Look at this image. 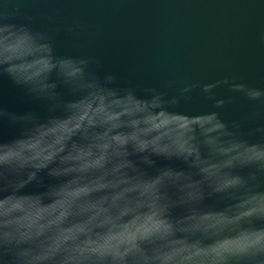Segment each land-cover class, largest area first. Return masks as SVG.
Returning a JSON list of instances; mask_svg holds the SVG:
<instances>
[{"label": "water", "instance_id": "1", "mask_svg": "<svg viewBox=\"0 0 264 264\" xmlns=\"http://www.w3.org/2000/svg\"><path fill=\"white\" fill-rule=\"evenodd\" d=\"M0 158L38 264H255L264 0H0Z\"/></svg>", "mask_w": 264, "mask_h": 264}, {"label": "clouds", "instance_id": "2", "mask_svg": "<svg viewBox=\"0 0 264 264\" xmlns=\"http://www.w3.org/2000/svg\"><path fill=\"white\" fill-rule=\"evenodd\" d=\"M3 162L0 158V164ZM16 207L18 205L13 204L11 208H6L5 202L0 201V252H8L6 257L0 255V264H38L41 260L49 259L51 253L40 246L31 244L28 232L21 231L15 221L4 219ZM78 253L79 258L87 261L88 264H94L98 258L97 253L101 257L109 254L99 247L78 250ZM248 257L252 258L255 264H264V244L254 245ZM115 259L122 260L123 254ZM54 264H63V262H54Z\"/></svg>", "mask_w": 264, "mask_h": 264}]
</instances>
